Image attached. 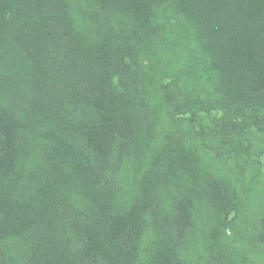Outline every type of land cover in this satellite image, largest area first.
<instances>
[{"label":"trees","instance_id":"trees-1","mask_svg":"<svg viewBox=\"0 0 264 264\" xmlns=\"http://www.w3.org/2000/svg\"><path fill=\"white\" fill-rule=\"evenodd\" d=\"M89 1L134 32H158L160 4L184 19L214 77L209 98L235 117L202 139L237 173L264 168V0ZM74 20L70 0H0V43L27 75L22 112L0 104V264H186L194 216L227 201L216 184L202 186L169 134L153 154L148 105L137 110L136 94L113 80L132 49L112 29L83 31ZM190 96L188 107L198 104ZM128 151L130 197L118 178Z\"/></svg>","mask_w":264,"mask_h":264},{"label":"rangeland","instance_id":"rangeland-1","mask_svg":"<svg viewBox=\"0 0 264 264\" xmlns=\"http://www.w3.org/2000/svg\"><path fill=\"white\" fill-rule=\"evenodd\" d=\"M70 1L79 29L105 32L110 28L120 45L132 49L133 55L126 52L124 56L127 68L116 69L113 80L117 89L136 94L137 110L139 101L148 105L155 132L153 154L160 151L169 134L186 147L202 186L216 184L227 201L224 209L211 206L194 216L183 245L186 264H264V168L237 173L217 154L212 139H202L204 131L217 130L220 124L230 125L235 117L209 98L217 93L214 77L206 68L192 32L185 28L184 19L177 18L168 5L160 4L153 23L158 32H134L131 22L119 12L100 8L89 0ZM0 55L4 56L0 58V104L21 113L19 92L27 87V75L20 60H16L18 64L13 61L18 54L5 38L0 43ZM190 95H196L200 103L188 107ZM127 153L118 178L123 184L121 196L130 197L136 165L134 152Z\"/></svg>","mask_w":264,"mask_h":264}]
</instances>
